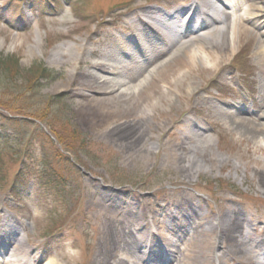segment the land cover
Returning a JSON list of instances; mask_svg holds the SVG:
<instances>
[{
    "label": "rangeland",
    "instance_id": "obj_1",
    "mask_svg": "<svg viewBox=\"0 0 264 264\" xmlns=\"http://www.w3.org/2000/svg\"><path fill=\"white\" fill-rule=\"evenodd\" d=\"M239 1L244 7L248 3ZM191 2L0 0V53L18 58L22 68L40 63L54 76L41 82L39 92L21 77L0 86V102L10 109H0V242L23 241V249L39 264L48 257L72 264L66 247L72 243L81 251L79 264H84L90 253L93 207L118 213H202L207 229L216 210L228 211L231 204L243 211L263 208L254 164L246 171L242 163L238 171L231 167L246 145L211 114L214 102L228 101L251 112L259 105L264 15L245 21L236 51L218 70L207 77L194 72V92L174 86L171 107L159 103L146 121L121 119L99 131L80 121L78 102L84 90L79 82L90 70L86 63L100 60L118 40L127 52L132 36L128 25L137 16L148 20L153 8L172 12ZM76 43L86 46L85 53L78 55ZM198 126L211 132L214 154L229 161L222 168L208 163L203 170L186 171L182 166L187 163L166 159L195 140L201 133ZM57 133L68 154H60L65 149L54 138ZM260 157L251 154L252 159ZM50 171L56 178L44 176ZM247 246L240 242L236 251Z\"/></svg>",
    "mask_w": 264,
    "mask_h": 264
},
{
    "label": "bare ground",
    "instance_id": "obj_2",
    "mask_svg": "<svg viewBox=\"0 0 264 264\" xmlns=\"http://www.w3.org/2000/svg\"><path fill=\"white\" fill-rule=\"evenodd\" d=\"M186 10V20L181 22ZM149 13L148 20L137 16L135 23H129V52L118 40L116 46L106 48L100 60L86 63L90 70L86 80L79 82L84 92L78 102L80 121L86 127L99 131L121 119L146 121L158 111L159 103L171 107L169 96L176 86L194 92L198 84L194 72L207 77L223 65L236 51L245 21L264 15V0H248L245 7L239 0H193L172 12L153 8ZM74 46L78 55L87 50L77 43ZM260 52L264 54V46ZM59 53L64 56L65 52ZM259 81L262 99L253 112L221 101L212 103L211 115L226 122L223 128H231L240 137L239 143L246 145L244 153L238 152L240 161H232L231 167L238 171L242 163L246 171L253 163V176L264 195V75ZM198 129L201 133L193 142L180 153L170 152L166 159L187 163L182 166L186 171L203 170L208 163L222 168L229 161L214 154L211 132L203 126ZM251 154L261 157L252 159ZM227 210H216L217 217L207 229V217L202 213H118L93 207L90 253L84 264H264V228H260L264 227V206L244 207L243 211L231 204ZM240 242L248 246L236 251ZM7 244V249L0 244V264H39L23 249V241ZM66 247L71 250L67 257L72 264H79L80 249L72 243ZM41 264L60 263L48 257Z\"/></svg>",
    "mask_w": 264,
    "mask_h": 264
},
{
    "label": "trees",
    "instance_id": "obj_3",
    "mask_svg": "<svg viewBox=\"0 0 264 264\" xmlns=\"http://www.w3.org/2000/svg\"><path fill=\"white\" fill-rule=\"evenodd\" d=\"M18 77L23 78L30 89L34 87V89L38 91L41 89L42 81L43 82L49 81L54 76L48 68H46L44 65H41L40 63L32 65V67L29 68H22L20 66V60L18 58L11 55L5 56L0 53V86L3 84H12V82H16L17 80H19ZM55 99L56 97L51 98V100H55ZM2 108L6 111L10 110L7 102L5 101L0 102V109ZM34 114L35 115L33 116L37 118L38 114L36 112H34ZM54 138L57 140L59 147L63 146L64 147L63 149H65V150H61L60 154L61 153L68 154L69 150H66L67 144L64 142V140L59 138L58 133ZM2 139L3 136L0 135V141ZM44 176H46L47 179L55 177V176L54 177L51 176V171L48 174H44Z\"/></svg>",
    "mask_w": 264,
    "mask_h": 264
}]
</instances>
